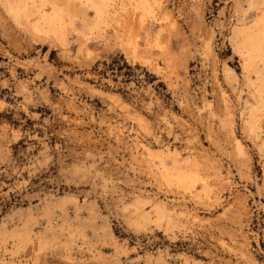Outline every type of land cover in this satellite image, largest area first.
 <instances>
[{
	"label": "rangeland",
	"instance_id": "rangeland-1",
	"mask_svg": "<svg viewBox=\"0 0 264 264\" xmlns=\"http://www.w3.org/2000/svg\"><path fill=\"white\" fill-rule=\"evenodd\" d=\"M19 1L61 15L0 0V264H264V0Z\"/></svg>",
	"mask_w": 264,
	"mask_h": 264
},
{
	"label": "bare ground",
	"instance_id": "bare-ground-1",
	"mask_svg": "<svg viewBox=\"0 0 264 264\" xmlns=\"http://www.w3.org/2000/svg\"><path fill=\"white\" fill-rule=\"evenodd\" d=\"M2 2H3V5L4 6H6V9H7V11L9 10V13L10 12H12L13 14H15V17H17L18 19L17 20H19V16H22V17H20V18H22L23 19V23L21 22V24H25L23 27L24 28H26V29H28L27 27H29V28H31L33 31H35V32H37V34L41 31V28L43 27L42 26V24L43 25H45V26H47L48 28H51L52 30H57V26H58V24H57V22H59V19H60V15H61V10H60V8H58L56 5H54V4H52L51 5V8H50V11H44V12H42V11H35L32 15H25L24 13H23V11L20 9V6H19V4H20V1L19 0H1ZM16 1H18V2H16ZM22 4V3H21ZM124 4H126V3H124ZM137 5V7H136V9L140 6V8L142 7V8H144V9H146V7H147V9L149 8V4L147 3V1L146 0H139V2L137 1V3H136ZM139 5V6H138ZM22 7V6H21ZM99 7V6H98ZM97 7V8H98ZM122 10L126 7H124L123 5H122ZM151 7V6H150ZM130 8V7H129ZM139 8V9H140ZM104 9H105V7L103 6V7H101L100 9H98V11H97V13H98V15H99V17H100V19H103L104 21L106 20V19H104L105 18V16H104ZM126 9V8H125ZM124 9V14L126 13L127 14V12L129 13L130 11V9L127 11V12H125L126 10ZM144 9H140V10H144ZM121 11V10H120ZM145 11V10H144ZM146 12V11H145ZM144 12V13H145ZM11 13V14H12ZM123 13V12H122ZM132 13H133V10H132ZM132 13H130L131 15H133ZM24 14V15H23ZM121 14V13H120ZM123 14V15H124ZM125 14V15H126ZM149 14V13H148ZM129 15V14H128ZM14 16V15H13ZM113 16H115V15H113ZM142 16V15H141ZM107 17V16H106ZM112 17V16H111ZM115 18H117V17H115ZM127 18V17H126ZM129 18V17H128ZM127 18V19H128ZM145 18V17H144ZM113 19H114V17H113ZM120 19V17L118 18V20ZM127 19H124V20H126V21H124V22H127V25L126 26H129V24H128V21H127ZM129 19H131V18H129ZM141 19V18H140ZM121 20H123V19H121ZM121 20H119V22L121 21ZM20 21V20H19ZM109 21H110V19H109ZM116 20H112V22H115ZM140 21V20H139ZM107 22V21H106ZM119 22H118V24H119ZM137 22H138V20H137ZM141 22V21H140ZM144 22V21H143ZM117 22H115V23H113L114 24V27L116 28V26L115 25H118V24H116ZM130 23H132V21H130ZM136 23V22H135ZM109 24V23H108ZM138 25H139V23H137ZM141 24V23H140ZM119 25H121V24H119ZM132 25H134L133 23H132ZM27 26V27H26ZM108 27H109V25H107ZM106 26V27H107ZM140 26V25H139ZM143 26V25H142ZM257 26V28H258V30L256 29V31L257 32H255L254 33V35H248V33H247V35L246 34H243V35H246L247 36V38H246V40H245V48H244V52H242V53H240V56H241V60H243V69H245V67L247 66V65H249V66H254L255 67V70H256V74L259 76L258 77V80L257 81H259L260 83V87H258V91L260 92V94H261V92H264V13H263V15L261 16V17H259V19L256 21V22H254V24H253V27H256ZM112 25H111V28H114ZM119 26H117V28H118ZM125 27V26H124ZM132 27V28H131ZM121 28H123L122 27V25H121ZM121 28H119V29H121ZM127 27H125V30H127L126 32H128V29H126ZM134 28H135V25H134ZM133 28V26H129V30L131 29V31H132V29H134ZM139 28V27H138ZM31 29L29 30V31H31ZM251 29H252V27H251ZM253 30H255V29H253ZM33 31H31V32H33ZM121 31V30H120ZM123 31V30H122ZM248 31H250V29L248 30ZM34 32V33H35ZM113 32H114V30H113ZM125 32V31H124ZM126 32H125V34H126ZM234 32L235 31H233V34H234ZM245 32V31H244ZM117 33V32H116ZM129 33V32H128ZM36 34V35H37ZM114 34V33H113ZM119 34V33H118ZM125 34H123V36H125ZM136 34H137V32H136ZM236 34V33H235ZM234 34V35H235ZM59 35V34H58ZM61 35V34H60ZM115 35V34H114ZM113 35V36H114ZM132 35H133V33H132ZM131 35V36H132ZM242 35V36H243ZM62 37H63V35H61ZM61 36L59 37V38H61ZM120 36V35H119ZM126 36H127V34H126ZM129 36V35H128ZM139 37V36H138ZM234 37V36H233ZM115 38H116V36H115ZM119 38V37H118ZM118 38H116V40L118 39ZM121 38V37H120ZM119 38V39H120ZM132 38V37H131ZM239 38H240V36H239ZM62 39V38H61ZM60 40V39H59ZM125 40H126V38H125ZM132 40V39H131ZM243 40V41H244ZM61 41V40H60ZM120 41V40H119ZM133 41V40H132ZM242 41V42H243ZM156 42V41H155ZM130 43V42H129ZM135 44V43H134ZM155 44V43H154ZM155 45H157V44H155ZM244 45V44H243ZM241 46H242V43H241ZM244 47V46H243ZM251 68V67H250ZM253 68V67H252ZM252 71H253V69H251ZM224 74H225V78L227 79V80H231L232 78H233V71L230 69V67H228L227 65H225V68H224ZM257 75H256V77H257ZM232 77V78H231ZM258 84V85H259ZM257 92V91H256ZM110 97V96H109ZM113 96H111L110 98H112ZM115 101V100H114ZM253 132V131H252ZM237 141V140H236ZM236 143V142H235ZM239 143V142H238ZM240 144V143H239ZM237 143H236V148H237ZM240 146H242V145H240ZM239 147V146H238ZM240 148V147H239ZM238 149V148H237ZM240 150H241V148H240ZM242 152V151H241ZM236 153H240V151H238L237 150V152ZM162 173L164 174V177L165 178H167V179H170V178H176L177 179V181L180 183L182 180H188V179H193V178H197L198 177V174L197 173H195V172H193L192 170L191 171H189V172H185V171H183L182 170V172H180V170L177 172V173H175V174H172V173H169L168 172V170H166L165 169V167L163 166L162 167ZM161 173V174H162ZM170 180H172V179H170ZM175 180V179H174ZM263 186H264V183H263ZM264 189V188H263Z\"/></svg>",
	"mask_w": 264,
	"mask_h": 264
}]
</instances>
